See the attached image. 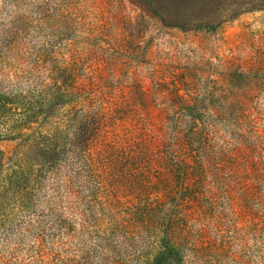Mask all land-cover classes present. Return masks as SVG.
Masks as SVG:
<instances>
[{
  "label": "rangeland",
  "instance_id": "rangeland-1",
  "mask_svg": "<svg viewBox=\"0 0 264 264\" xmlns=\"http://www.w3.org/2000/svg\"><path fill=\"white\" fill-rule=\"evenodd\" d=\"M57 83L68 96L38 106L33 135L74 139L92 101L146 140L105 169L111 193L90 215L67 203L65 167L27 199L0 197V264H264V0H0V87L38 101ZM175 135L198 185L188 207L170 203ZM25 136L0 137V176ZM170 216L186 229H164ZM168 231L197 251L173 260Z\"/></svg>",
  "mask_w": 264,
  "mask_h": 264
},
{
  "label": "trees",
  "instance_id": "trees-1",
  "mask_svg": "<svg viewBox=\"0 0 264 264\" xmlns=\"http://www.w3.org/2000/svg\"><path fill=\"white\" fill-rule=\"evenodd\" d=\"M33 93L38 101L13 93L12 89L0 87V137L7 135L9 139H17L26 135L24 140L22 139L25 142L23 150L12 155V166L0 176V197L27 199L36 192L34 182L39 177L38 173L44 175V180L46 176H55V173L63 169L61 167H65L67 169H65L64 186L67 203L77 201L79 208L82 209L80 215H90L95 211L96 205L103 208L104 196L111 193L108 189L110 185L107 183L105 169L113 167L120 161L125 164L130 163L134 149L143 146L146 135L137 137L140 142L127 129H124V134L114 133L111 128L117 121L116 111L105 112L100 104L92 101L86 107L79 109L78 115L70 118L72 128L76 130L74 139L55 142L53 135H33L31 125L39 112L38 106L49 107L52 103L68 96L69 89L57 83L49 89L43 91L40 88ZM186 142L175 135L168 139L166 144L173 158L183 165L184 170L182 183L180 186L177 184V187L182 189V196L175 202H170L173 207H188L191 202L197 201L198 185L197 182L192 181V174L188 172L194 167L187 163L184 151ZM191 154L193 157V153ZM2 159L4 160L5 157ZM56 161L58 163L53 166ZM39 187L38 185V189ZM84 225L81 223V227ZM186 227L185 219H175L170 216L164 229H186ZM117 229H134L133 218L130 217ZM165 236V249L173 260H183L186 251L192 253L197 251L196 243L190 242V235L184 231H168Z\"/></svg>",
  "mask_w": 264,
  "mask_h": 264
}]
</instances>
